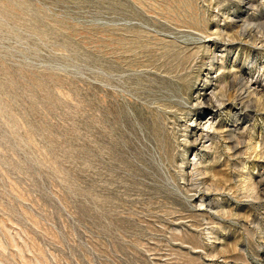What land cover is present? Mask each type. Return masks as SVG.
I'll use <instances>...</instances> for the list:
<instances>
[{
    "label": "rangeland",
    "instance_id": "1",
    "mask_svg": "<svg viewBox=\"0 0 264 264\" xmlns=\"http://www.w3.org/2000/svg\"><path fill=\"white\" fill-rule=\"evenodd\" d=\"M0 264H264V0H0Z\"/></svg>",
    "mask_w": 264,
    "mask_h": 264
}]
</instances>
